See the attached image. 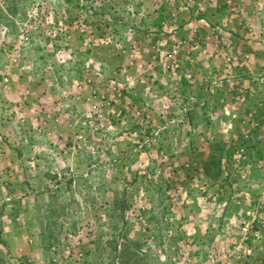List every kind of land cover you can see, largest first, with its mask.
I'll return each mask as SVG.
<instances>
[{
	"label": "rangeland",
	"instance_id": "374dc122",
	"mask_svg": "<svg viewBox=\"0 0 264 264\" xmlns=\"http://www.w3.org/2000/svg\"><path fill=\"white\" fill-rule=\"evenodd\" d=\"M181 1L0 0V264H264V0Z\"/></svg>",
	"mask_w": 264,
	"mask_h": 264
},
{
	"label": "built area",
	"instance_id": "2783aa9c",
	"mask_svg": "<svg viewBox=\"0 0 264 264\" xmlns=\"http://www.w3.org/2000/svg\"><path fill=\"white\" fill-rule=\"evenodd\" d=\"M215 0H207V3H209V4H211V3H213ZM226 2L227 3H230V1L229 0H226ZM193 3H194V0H182L181 1V9L183 10V11H186V10H189V6H193ZM198 7H199V9H202L201 8V4H199V3H197L196 4ZM173 15H177L176 13H173ZM173 19H174V17H173ZM164 23V21H162V24ZM164 25H165V23H164ZM195 33H196V30L194 29V31H193V35H191V39L190 40H188V39H184V38H181V39H178V40H174L173 42H172V44L170 45V46H172L171 48H170V54L172 55V54H174V53H176L177 52V50H178V47H181V46H186V45H189V44H191V46H194V45H196L197 43L195 42V40H194V35H195ZM225 43V42H224ZM186 77H190V74H186ZM90 116H92L91 114H89ZM96 116L97 117H99L100 116V114H96ZM96 116H95V118H96Z\"/></svg>",
	"mask_w": 264,
	"mask_h": 264
},
{
	"label": "crops",
	"instance_id": "0c3cea01",
	"mask_svg": "<svg viewBox=\"0 0 264 264\" xmlns=\"http://www.w3.org/2000/svg\"><path fill=\"white\" fill-rule=\"evenodd\" d=\"M187 62H188V61H187ZM182 68H183V67H182ZM183 69H185V70L188 69V66H187V67H184ZM183 81H184V80H183Z\"/></svg>",
	"mask_w": 264,
	"mask_h": 264
}]
</instances>
